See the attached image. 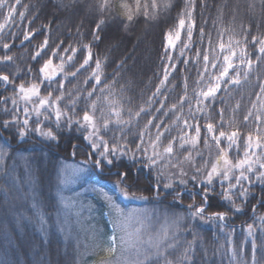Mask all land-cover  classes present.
Here are the masks:
<instances>
[{
    "label": "trees",
    "instance_id": "16d2710c",
    "mask_svg": "<svg viewBox=\"0 0 264 264\" xmlns=\"http://www.w3.org/2000/svg\"><path fill=\"white\" fill-rule=\"evenodd\" d=\"M102 0H8L9 6H14L16 11L10 20L8 8H0V24L5 27L0 30V57L12 56L13 60L0 63V74L9 75L15 84L39 83L38 69L51 56V50L60 45V54L65 57L64 72L71 73L79 67L87 55L84 45H90L93 61L86 70H81L77 76L65 80V92L79 89L81 93L90 91L93 87H103L105 92L96 91L92 100L97 101L98 109L103 108L105 118L115 119L110 113V107L121 111V118H131L130 130L127 132V143L135 150L137 133L140 132L148 119L158 117L154 123L164 121L165 125L172 126L174 115L165 112L171 105L178 104L180 97L185 95L184 79L187 78V96L195 102L194 89L197 88L199 65L194 63L196 52L201 57L207 51L212 58V48L223 42H233V47L239 54L243 48L246 56L254 63L253 70L249 73L248 82L240 86H229L227 92H221L224 102H217L210 108L213 124L219 120L217 110L224 109L225 121H230L222 130L227 133L237 131L239 136V152L233 149L229 158L236 162L242 158L247 135L251 133L264 135V94L257 98L259 83L264 81V60L257 62L260 47L259 40L264 39V0H139L140 14L132 22L124 20L127 9L122 4L131 6L136 10V0H112L113 10L105 11L101 8ZM155 3V7H153ZM147 12V15L143 13ZM21 13L23 15L21 16ZM186 21L185 29L180 32V39L176 40L175 48H168L166 33L171 31L175 35L179 30V20ZM195 20L192 40L187 39V27L190 20ZM105 21L102 30L98 33L100 39L93 38L96 23ZM200 29L205 36L201 38ZM30 32L36 34L25 41L24 36ZM256 42H253V38ZM211 39L212 48L208 40ZM48 40V48L42 52V58L33 61L32 57L44 40ZM239 42L238 44L235 42ZM9 44L8 49L3 45ZM188 44L189 48L184 45ZM69 49L64 52V49ZM76 49L75 54L71 49ZM184 53L181 55V53ZM72 56L73 67L67 63V57ZM171 58V63L168 58ZM53 65L60 64L59 59L51 57ZM101 62V85L96 86L89 79L95 68L94 61ZM188 60V64L183 63ZM202 62V61H201ZM172 63L176 64L173 72L164 86H161L165 69L171 72ZM31 69V75L27 70ZM19 75V79L16 76ZM259 77V79H257ZM60 79V78H58ZM87 80V84H85ZM161 87V93L153 98L156 89ZM42 95H46L41 88ZM54 95L56 93L54 92ZM5 97L18 99L16 89L11 85L0 83V120L10 119L2 109H11V102L4 104ZM107 97V100H105ZM166 97V99H165ZM111 101V105H109ZM164 108L160 112V102ZM237 105L239 107L237 108ZM255 105V107H253ZM64 108V105H61ZM150 109L148 115L141 114L139 118L130 117L129 110L134 114L140 108ZM81 109L84 101L81 100L73 111L65 109L73 120L83 115ZM187 118V104L183 109ZM252 113L248 120L244 117ZM97 123H101L100 111L95 113ZM260 120L257 121L256 117ZM21 118L23 115L21 114ZM35 118H33L34 121ZM200 120L201 125L205 124ZM44 129H51L56 136L55 140L42 137L38 132L29 131L24 137L17 135L16 128L9 130L0 128V264H86L94 256L85 249V240L82 234L77 233V226L71 222L70 212L65 207L64 197L59 195L60 173L59 169L65 161H71L73 153L77 157L87 159L89 129L76 124L66 127L62 121L59 128L55 122H43ZM36 124L30 123L34 128ZM161 125V130H163ZM179 125L173 128L172 136L179 135ZM153 135L156 129H151ZM118 134V129L110 125V130H101V135L111 144L113 134ZM168 134L162 138L160 150L168 143ZM207 139L204 128H201V142L196 149L204 160L214 159L217 149L211 139ZM221 147H226V142L221 141ZM186 153H177L182 158ZM264 162V153L257 150ZM91 161L96 157H90ZM255 159V157H253ZM163 163V162H162ZM199 166L203 161L195 158ZM125 168H131L133 177L130 183L133 187L125 188L133 193L139 192L149 199L145 204L163 210L173 215L187 210V205H200L203 203L199 194L193 197L195 191L193 182L188 178L194 173L189 165H185L188 172L187 186L176 185L175 191L184 192L177 197L175 192L161 189V195H155L152 185L156 183L154 177L156 170L149 172L141 168L140 162L133 163L123 158ZM95 173L101 179L116 181L115 168H104L101 171L93 164ZM168 167L165 172H174ZM163 179V178H162ZM161 183L165 184L164 182ZM122 187H124L122 185ZM248 187L249 195L246 199H236V206L240 212L231 209V206L221 196L219 184L210 190L208 197V212L224 211L227 219L223 221H201L190 216L183 218L180 225L171 231L169 237H175L176 250H168V259L172 264H252V244L256 246V264H264V184L253 178V184ZM179 203L181 205L179 206ZM159 206L163 209H160ZM103 223L108 226L104 218ZM252 225V234L249 235L248 226ZM191 248L192 251H188ZM99 255V254H98ZM163 264V261H161Z\"/></svg>",
    "mask_w": 264,
    "mask_h": 264
},
{
    "label": "snow or ice",
    "instance_id": "6c2138e0",
    "mask_svg": "<svg viewBox=\"0 0 264 264\" xmlns=\"http://www.w3.org/2000/svg\"><path fill=\"white\" fill-rule=\"evenodd\" d=\"M19 4L20 0H15ZM101 8L105 11L113 10L112 0H102ZM8 8V16L6 20L12 18L13 13L16 9L14 6L8 5V0H0V8ZM122 8L127 9L124 13V20L127 22H132L136 15L140 14V3L136 0V10L133 12L131 6L128 4H122ZM155 7V3H153ZM147 15V12L143 13ZM23 13H21V16ZM105 21L100 20L96 23V27L93 30V38L99 40L100 37L98 33L102 30ZM186 21L181 18L179 20V30L175 33V39L171 31L166 33V43L167 48H175L176 40L180 39V32L185 29ZM5 27L4 24H0V30ZM195 28V20L192 19L188 22L187 27V39L192 40L193 29ZM35 32H30L24 36V40L28 41ZM200 36L203 38L205 36L203 29H200ZM253 42H256V38H253ZM235 43H239L238 41ZM209 48H212V42L209 38L208 40ZM260 47L258 52L261 54L257 58V62L264 60V39L259 40ZM9 44H4L3 48L8 49ZM60 45L56 49L51 50V56L46 60L43 65L38 69L39 72V83H29L27 86L24 83H19L18 85L14 83L13 79L9 75L0 74V83L4 85H11L16 89L19 101L23 102L21 107L18 99L12 97H5L4 104L11 102L12 108L9 109L4 107L2 110L10 116V119L0 120V128L4 130H9L10 128H16L17 135L19 137H24L29 131L38 132L42 137H47L48 139L55 140V133L51 130H43V122H55V126L59 128L61 122L63 121L66 127H70L72 124H76L85 129H89L88 136L84 139L88 142L87 148L92 151H85V155L89 157H96L91 163L99 168L101 171L104 168H115V175L117 180L114 182L116 190L120 192L127 199H145V197H137L134 193H129L125 188L133 187V183L130 180L133 179L131 168H125L122 164L123 158L127 159L133 163L140 162L141 168L149 169V172L156 170L158 175L154 177L156 183L152 185L153 190L156 195H160L161 189H169L175 191L174 185L179 184L187 186L188 172L185 170V165L191 167L194 173L188 177L194 185L195 191L192 193L193 197L199 194L203 203L200 205L189 204L187 205L189 209V214L194 219H199L201 221H223L227 219V213L224 211L208 212L210 205L208 204V197L211 194L210 190L214 189L216 184H219L221 189V196L228 204L231 209L240 212L241 208L236 206V199H246L249 195V187L253 184V178L256 182L264 184V162L260 156H257V150L264 153V135H256L253 137L251 133L247 135L244 151L242 158L233 162L229 158V152L236 149L239 152V136L237 131H232L230 133L222 130L226 125L230 126V121H225L224 119V109L220 108L217 110L219 120L216 124L210 122V108H212L217 102L223 103V97L218 96L221 92H227L229 86H240L243 82H248L249 73L254 68V63L252 59L246 56L245 50L242 48L237 53L236 49L233 47V42L229 41L227 45L223 42L219 43L217 47L212 48V51L216 53L210 59L207 51L201 57L200 52H196L194 63L199 65L198 78L196 80L197 88H195V102L187 96V78L184 79L185 95L180 97L178 104L171 105V108L164 113H172L174 115V120L172 126L164 124V121L159 123H154L158 119L156 116H152L146 122L144 128L137 133L135 141V150L133 151L127 141V130H130L131 118L124 120L121 118V111L117 110L115 107H110V113L115 119L105 118L103 108L98 109L97 101L100 99L97 97L96 100H92V97L96 91L101 93L105 92L106 89L103 87L97 88L93 87L90 91L80 92L79 89H75V95L73 92H65V80L69 78H75L77 73L81 70H86L90 66V62L93 61V53L91 51L90 45H84L87 55L83 59V62L79 65L74 72L65 73V57L60 54ZM185 48H189L188 44L184 45ZM48 48V40L45 39L43 44L40 46V50L35 53L32 57L33 61L38 58H42V52ZM69 49L65 48L64 52H68ZM73 54L77 51L76 49H71ZM184 53L182 52L181 55ZM51 57H56L59 59L60 64L58 69L53 65V59ZM169 62L171 63V58L169 57ZM13 60L12 56L0 57V63H7ZM73 57H67V63L75 67L72 64ZM202 61V62H201ZM188 60H184L185 65L188 64ZM95 68L91 73L89 79L94 82V85H101V62L96 59L94 61ZM176 71V64L172 63L171 72L165 69V74L163 80L161 81V86H164L169 76ZM27 74L31 75V69L27 70ZM19 79V75L16 76ZM60 78V79H58ZM259 79V77H257ZM87 84V80L84 82ZM44 88L46 95H42L41 88ZM259 93L257 98H261V94H264V81H261L258 85ZM54 92L56 95H54ZM161 93V87L156 89V93L153 94V98ZM166 99V97H165ZM84 101V107L87 110L81 109L83 111L82 117L77 120H73L72 116L65 110L67 108L76 109L80 101ZM107 100V97H105ZM111 105V101L108 102ZM64 105V108L61 105ZM185 104H187V118L183 111ZM239 105H237V108ZM255 107V105L253 106ZM164 108V104L160 102V108L156 109L160 112ZM100 111L101 123H97V117L95 113ZM150 109L141 107L139 111L134 114L129 110V115L135 118H139L141 114L148 115ZM21 114L23 118H21ZM252 113L249 112L248 116L244 117L247 121ZM33 118L34 121H33ZM204 119L205 124L201 125L200 120ZM256 120L259 121L260 117L257 116ZM34 122L36 126L30 128V123ZM110 125L115 126L118 129V134L114 133L112 137L111 144L108 140L101 135V130H110ZM161 125L163 130H161ZM179 127V135L172 136L171 133L173 128ZM204 128L207 139H205V145L208 146V139L214 143L217 149V155L214 159L209 157V160H204L203 155L196 151L201 142V128ZM155 128L156 132L153 135L151 129ZM168 134V143L160 150V145L162 144V138L165 134ZM226 142V147H221V141ZM184 151L186 154L182 156L177 155L178 152ZM3 153L0 152V157ZM75 155V152L73 153ZM199 157L203 163L202 165H197L195 163V158ZM255 157V159H253ZM163 162V163H162ZM87 163V161H86ZM172 168L175 171L169 173L167 177L164 176L166 168ZM175 177V179H173ZM162 178H167L168 183L161 184ZM122 185L124 187H122ZM181 192L177 191L176 196L180 197ZM195 209L192 211V209ZM264 222V217L260 218ZM249 235L252 234V225L248 226ZM116 236H113L109 240L110 248L107 249L109 254H115L117 252ZM175 237H169L167 231L162 232L155 238L150 237L146 242H144L140 248L136 249L135 257L130 262V264H172V261L168 259V250H176L177 245L175 244ZM123 243V241H121ZM188 251H192L191 248ZM256 246L252 244V264H256L255 258ZM127 264V262H126ZM184 264H188L185 258Z\"/></svg>",
    "mask_w": 264,
    "mask_h": 264
},
{
    "label": "rangeland",
    "instance_id": "374dc122",
    "mask_svg": "<svg viewBox=\"0 0 264 264\" xmlns=\"http://www.w3.org/2000/svg\"><path fill=\"white\" fill-rule=\"evenodd\" d=\"M59 173V195L64 197L65 207L70 212L75 229L77 226V233L83 235L85 249L94 256L86 264H130L136 249L150 237L155 238L164 231L168 234L176 231L175 227L178 228L183 218L190 216L188 207L183 211L181 203L180 211L173 215L145 205L149 199L139 192L134 194L145 199L125 198L116 190L115 181L96 175L90 157L77 160L76 155H73L71 161L62 164ZM169 173L164 172V176L167 177ZM162 182L166 184L169 181L163 178ZM165 190L176 195V191ZM181 193L183 196L184 192ZM104 218L108 221L107 227L102 221ZM113 236L117 238V252L110 255L107 249L111 245L108 242Z\"/></svg>",
    "mask_w": 264,
    "mask_h": 264
}]
</instances>
